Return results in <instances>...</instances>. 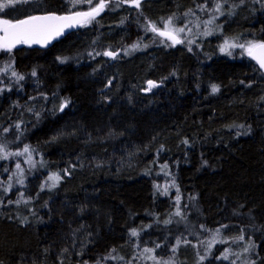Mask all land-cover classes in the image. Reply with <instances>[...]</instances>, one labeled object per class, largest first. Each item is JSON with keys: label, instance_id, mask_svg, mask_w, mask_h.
I'll return each mask as SVG.
<instances>
[{"label": "trees", "instance_id": "1", "mask_svg": "<svg viewBox=\"0 0 264 264\" xmlns=\"http://www.w3.org/2000/svg\"><path fill=\"white\" fill-rule=\"evenodd\" d=\"M216 2L223 15L214 11ZM62 3L17 0L0 17L63 14ZM112 7L98 23L48 49L21 45L0 52V69L14 59L8 73L0 71V144L8 152L28 145L35 163L30 167L26 156L0 160V262L153 264L138 254L159 244L155 255L175 264H264V74L240 48L220 51L226 38L264 39V0H142L140 9ZM189 9L195 15L175 24H199L185 39L195 41L191 51L187 42L168 47L170 41L144 31L145 18L159 26L161 17H182ZM216 15L226 35H201L204 21ZM138 39L148 47L121 51ZM107 50L120 55H95ZM12 70L24 79L17 83ZM147 80L160 84L148 94L142 91ZM17 162L24 184L15 176L5 193ZM53 173L62 177L55 187ZM17 199L19 205L8 203ZM218 228L216 240L227 243L206 254L200 241H211ZM241 234L243 241L231 239ZM177 238L191 243L173 253ZM249 241L256 248L245 253ZM225 249L239 258L216 259ZM109 253L124 259H105Z\"/></svg>", "mask_w": 264, "mask_h": 264}, {"label": "snow or ice", "instance_id": "2", "mask_svg": "<svg viewBox=\"0 0 264 264\" xmlns=\"http://www.w3.org/2000/svg\"><path fill=\"white\" fill-rule=\"evenodd\" d=\"M16 2V0H6V2L0 3V12H3L5 9H7L9 6L13 5ZM226 3L227 0H224ZM245 0H240V4H243ZM142 0H64V3H62L60 11H63L65 14L58 15L56 11L51 10H45L46 14L44 15H29L26 19H17L15 21L11 19H0V52H7L11 54L12 50L16 48L18 45H33V44H40L47 46L51 41L56 40L57 38L63 36L65 34V31L68 29L78 28V27H87L89 25H92L94 22H97V18L103 13L106 9L110 8V5L114 6L111 8V10H115V8L124 7L125 5H128L130 7H134L135 9H140ZM87 5V10H78L81 6ZM237 5H233V7H236ZM197 8H199L201 11H204L207 9V4L203 5H197ZM223 7V4L220 2L215 3L214 11L218 12L220 15H223L224 13L221 12V8ZM189 14L195 15L194 11L192 9H189L188 12H185L182 14V17H177L175 14L173 16L168 17L167 19L161 17L159 20V26L157 22H154L152 20H147L146 23L143 25L144 31L151 32L155 36L163 37L164 40H161V43H164L165 41H170L169 44H167L168 47H173L177 44H184L187 42L188 44V50L191 51V45L195 42L194 40H187L180 38V34L187 32H191V28L188 27L187 24H185L182 27H178L175 24V21L178 19H181L183 17H187ZM217 19L216 16H213L211 19L204 21L205 25H211L214 23V21ZM121 24L124 23V20H121ZM197 28H199V24L196 25ZM218 28H222V26H217ZM213 31L210 29H207L201 33L203 36H209L212 35ZM141 47L147 48L148 45L141 44V40L138 39L133 44L129 45L127 48L122 49L126 55L131 54L134 51L140 50ZM234 48H240L244 52L247 53L249 57L254 59L260 69H264V39L261 40H244L243 42H240L239 36H234L230 38H226L224 40V43L220 46L221 52H226L229 55H231V49ZM91 56L92 53H89ZM95 55H103L106 57H109L111 59H116L120 52L118 51H112L107 50L103 53L96 52ZM59 59V58H58ZM65 60L67 58H64ZM63 62V61H62ZM14 63V59L11 63L7 64L3 69H0L3 73H8L10 69H12ZM32 76L36 75V72L33 71L31 73ZM11 76L15 78L16 82L19 83L24 79L23 75H19L15 70L11 71ZM112 84V80H108L106 87L110 86ZM159 87L156 81L153 80H147L146 86L142 89L144 92H151L152 89ZM4 91L3 88H0V92ZM211 91L213 93H216L219 91L218 85H212ZM33 99H35L33 97ZM69 101L65 100L64 103L60 106V111L63 110L64 107L68 105ZM29 111H33L32 109H29ZM39 113H36V116L39 117ZM15 127L17 129L20 128V124H16ZM231 127H236L235 125H232ZM239 127L243 128V125H240ZM250 131V128L248 129ZM4 132H8L9 129L5 128L3 129ZM19 138V137H17ZM184 143H187V141H184ZM7 145L0 144V160H6L9 157H27V162L30 167H34L35 163L33 161L32 157V150L28 145H25L21 151L17 152H8L6 151ZM163 147V146H161ZM42 163V162H41ZM207 163V161H205ZM16 172L13 173L12 176L8 178V181L6 183V186H4V192L7 193L10 191L13 187L12 179L15 176H19L20 178L17 180L18 184L23 185L24 184V178H23V168L19 162L16 163ZM167 165H162L161 168H166ZM5 172L8 171L7 168L4 169ZM65 173L68 172L67 169L64 170ZM62 179L60 174L53 173L52 176L49 177V181H52L51 187H55L56 183L59 182V180ZM47 184V182H46ZM2 186V185H0ZM157 190H159L160 186L157 185ZM172 187L176 188L177 195L175 197L177 205H179V201L181 200V196L179 194V187L175 184V181L173 180ZM163 194H168V188L165 187L163 189ZM23 194H21L22 196ZM192 199H195L192 197ZM22 202L21 199H17L15 201L9 200L8 203L12 204L15 203L19 205ZM28 200H23V203L27 204ZM4 201L0 200V205H3ZM178 216H182V211L177 207V211L175 213ZM170 220H165L164 223L168 224L170 223ZM147 227H150L147 226ZM199 227L204 228V225H200ZM221 227L226 228L227 225H222ZM205 231H211L209 229H205ZM220 233V229H216L215 233L213 235V238L211 241H200L201 244H206L205 252L206 254H211V249L215 245V243H227V240H216V236H218ZM131 236L132 237H138L139 231L137 229L131 230ZM234 241H243L244 235L241 234L238 237L231 238ZM191 242L188 240H181L177 238L176 244L173 247L172 251L175 253L181 244L188 245ZM137 248H139V244L136 245ZM160 245L157 244L155 248H143L142 251L138 254V258L141 260H151L153 261V264H175L174 259L169 258V260L165 261L162 258H159L155 255L156 248H159ZM256 248V245L254 242L249 241L247 245L244 247L243 251L245 253H248L249 251H254ZM64 251H68L67 249H64ZM115 249H113V252ZM82 254V253H81ZM230 255H236L237 258H239V254H233L230 253L228 249H225L224 252L221 253V256L216 257V259H224L228 260L230 258ZM105 259H111L116 260L120 259L123 260V257L114 256L111 253H109L108 257ZM206 259V255L199 256V261H203ZM2 264V262H0ZM62 264V262H61ZM87 264V262H85ZM96 264H100L99 261L96 262ZM233 264L235 262L233 261ZM250 264H255V261H251Z\"/></svg>", "mask_w": 264, "mask_h": 264}, {"label": "water", "instance_id": "3", "mask_svg": "<svg viewBox=\"0 0 264 264\" xmlns=\"http://www.w3.org/2000/svg\"><path fill=\"white\" fill-rule=\"evenodd\" d=\"M44 14H46V13H37V14H34V15H44ZM58 15H60L59 13H57ZM63 14H65V13H63ZM27 17H23V18H19V19H26ZM17 20V19H16ZM15 21V20H14ZM79 28V27H78ZM78 28H73V29H68V30H66L65 31V34L63 35V36H61V37H59V38H57L56 40H53V41H51L47 46H44V45H40V44H33V45H27V46H29V47H31V48H39V49H48V48H50V47H52L54 44H55V42H57V41H59V40H61V39H63L65 36H67L68 34H70V33H72V32H74L76 29H78ZM23 45V44H22ZM19 46H21V45H18L17 47H19ZM113 51V50H112ZM118 52H120V51H118ZM106 57V56H105ZM107 59H109V60H112L111 58H109V57H106ZM250 59H252L251 57H250ZM255 63H256V65L259 67V65H258V63L254 60V59H252ZM260 69V68H259ZM260 71L264 74V69H260ZM154 81V80H153ZM158 85H160L159 83H157ZM108 87V86H107ZM143 93H146V94H148V93H150V92H144L143 91Z\"/></svg>", "mask_w": 264, "mask_h": 264}, {"label": "rangeland", "instance_id": "4", "mask_svg": "<svg viewBox=\"0 0 264 264\" xmlns=\"http://www.w3.org/2000/svg\"><path fill=\"white\" fill-rule=\"evenodd\" d=\"M16 1H17V0H16ZM2 2H6V0H0V3H2ZM21 10H22V8H18V12H19V13H20ZM216 17L220 18V15H219V16L216 15ZM218 18H217V19H218ZM0 19H3V18L0 17ZM4 19H5V18H4ZM217 19H216V20H217ZM216 20H215V21H216ZM215 21H214L213 24H215ZM196 25H197V24H196V22H195L194 25H191V24H190V25H188V27H189V28L193 27V28L196 29V28H197ZM211 25H212V24H211ZM194 26H195V27H194ZM205 26H206L205 29H206V28H207V29H210V28H209V25H205ZM210 30H211V29H210ZM217 30H219V29H217ZM190 34H192V33H191V32L189 33V32L186 31L185 33L180 34V38H182V39H186V38L188 37V35H190ZM241 51H242L243 53L247 54V53L244 52L242 49H241Z\"/></svg>", "mask_w": 264, "mask_h": 264}, {"label": "flooded vegetation", "instance_id": "5", "mask_svg": "<svg viewBox=\"0 0 264 264\" xmlns=\"http://www.w3.org/2000/svg\"><path fill=\"white\" fill-rule=\"evenodd\" d=\"M158 1H163V0H158ZM212 17H210L209 19H211ZM208 19V20H209ZM217 26H219V23L217 21H215V24L209 25V28L216 33V35H226V30L224 31V28H218ZM219 29V30H217ZM231 30V29H230Z\"/></svg>", "mask_w": 264, "mask_h": 264}]
</instances>
